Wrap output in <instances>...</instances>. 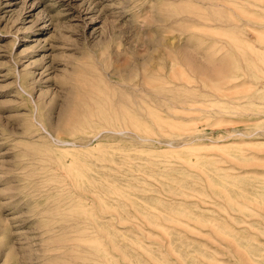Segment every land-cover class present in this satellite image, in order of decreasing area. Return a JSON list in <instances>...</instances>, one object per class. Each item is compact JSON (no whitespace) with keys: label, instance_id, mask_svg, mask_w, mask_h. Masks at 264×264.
<instances>
[{"label":"rangeland","instance_id":"374dc122","mask_svg":"<svg viewBox=\"0 0 264 264\" xmlns=\"http://www.w3.org/2000/svg\"><path fill=\"white\" fill-rule=\"evenodd\" d=\"M0 264H264V0H0Z\"/></svg>","mask_w":264,"mask_h":264},{"label":"bare ground","instance_id":"6f19581e","mask_svg":"<svg viewBox=\"0 0 264 264\" xmlns=\"http://www.w3.org/2000/svg\"><path fill=\"white\" fill-rule=\"evenodd\" d=\"M139 85V84H138ZM159 85H161V84H159ZM151 93V92H150ZM160 97V96H159ZM79 177H81V176H79ZM88 201V200H87ZM92 225V224H91ZM93 226V225H92Z\"/></svg>","mask_w":264,"mask_h":264}]
</instances>
